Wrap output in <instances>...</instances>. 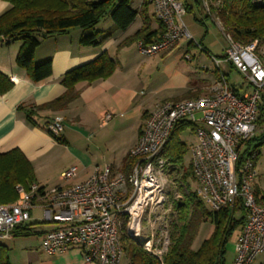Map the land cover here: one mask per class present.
I'll use <instances>...</instances> for the list:
<instances>
[{
  "label": "built area",
  "instance_id": "built-area-1",
  "mask_svg": "<svg viewBox=\"0 0 264 264\" xmlns=\"http://www.w3.org/2000/svg\"><path fill=\"white\" fill-rule=\"evenodd\" d=\"M203 1L209 11L210 0ZM150 2L165 31L158 41L138 40L142 54L168 52L183 39L195 40L183 18L187 8L182 0ZM226 37L225 61L241 75V92L220 72L207 94L159 102L129 151L136 158L129 169L96 165L87 179L77 183L44 187L35 182L29 189L18 184V198L0 203V239L9 238L16 226L29 222L32 210L38 207L43 210L44 222L52 225L42 239V247L50 255L77 248L87 264H122L125 249L121 235L125 233L163 261L171 243L169 222L177 216L175 203L182 200V195L176 194V201L169 202L170 178L181 164L167 157L165 148L175 128L188 124L196 135L190 147L197 185L194 191L212 211L237 204L245 207V223L230 264H253L264 252V201H259L255 192L256 151L250 148L243 153L256 135L259 104L264 98V50L258 40L242 44L230 34ZM183 56L192 59L190 52ZM215 61L220 67L221 60ZM116 115L123 113L105 110L102 124ZM64 120L57 115L47 123L51 136L62 135ZM77 173L78 166L73 164L61 178L71 182ZM185 190L189 192L188 186Z\"/></svg>",
  "mask_w": 264,
  "mask_h": 264
},
{
  "label": "crops",
  "instance_id": "crops-1",
  "mask_svg": "<svg viewBox=\"0 0 264 264\" xmlns=\"http://www.w3.org/2000/svg\"><path fill=\"white\" fill-rule=\"evenodd\" d=\"M182 1L186 5V13L194 11L189 1ZM141 3L137 7H140ZM10 7V2L0 0V15ZM148 13L152 28H157L159 22L152 3L149 5ZM211 15L213 14L208 16ZM195 18L199 19L197 15ZM200 20L204 23L203 19ZM219 24L222 27L220 20ZM141 25L142 19L138 16L126 30L117 29L108 40L99 46L81 45L79 43L81 30L79 29L63 35L45 37L36 49L34 60L39 63L50 58L52 74L41 81H34L26 69L18 65L16 61L22 42L14 40L9 43H0V71L14 83L9 91L0 93V152L19 148L34 166L37 183L41 186L52 187L77 183L87 179L96 165L111 164L114 169H120L130 149H127L129 151L119 163V142L128 139L131 141L129 148H132L139 138L146 117L159 102L166 99H181L207 94L211 85L219 78L220 72L228 75L227 79L229 78L235 90L242 91V84L239 87L230 80L231 67H235L229 61H225L226 52L217 55L218 53L212 51L214 42L205 37L208 29L202 40L197 41L195 36L199 38L201 34L199 35L195 26H192L193 32L187 25L193 38L201 45H197L195 40L183 39L175 47L180 49V54L172 59L168 56L162 58L157 55L140 58L133 56L128 48L132 44L118 49V44L132 35ZM262 48L264 50V45ZM104 51L118 62L116 70L110 77L98 79L92 83L79 82L77 84L79 97L67 108L55 111L41 110L34 115L35 124L28 120L25 109L20 108V105L25 104V107H30L61 96L66 90L60 81L61 77L70 69L89 62ZM185 52H190L192 56V59L188 60L189 63H185L188 66L186 69L188 73L179 69L182 62L180 57ZM207 56L215 63L216 70L209 79V83L200 86L199 81L194 80L189 72L191 70L194 73L195 70L193 58L198 59L199 63H202V60L205 63L209 59L206 58ZM215 58L221 60L220 67ZM203 68L208 67L205 64ZM202 79L205 81L208 77ZM105 110L123 113V116L116 115L103 125L102 115ZM57 115H62L65 119L64 131L61 135L63 142L57 141L46 129L47 123ZM68 120L75 123L71 124ZM73 126L78 129H74ZM84 140H95L96 145L106 140L112 145L118 143V146L111 149V155L103 152L100 155L96 151L90 152L85 149L84 145L77 143V141L83 143ZM97 148L100 149L99 145ZM73 164L78 166V173L71 182H65L61 174ZM31 222L32 219L27 223ZM17 236L19 235L13 232L9 238L0 239V244L4 245L9 252L8 242L19 239ZM32 253L29 264L39 262L40 264H87L82 252L77 248L53 255L48 254L50 257L44 261L40 260V254ZM9 261L11 264H22L14 263L10 255Z\"/></svg>",
  "mask_w": 264,
  "mask_h": 264
},
{
  "label": "trees",
  "instance_id": "trees-1",
  "mask_svg": "<svg viewBox=\"0 0 264 264\" xmlns=\"http://www.w3.org/2000/svg\"><path fill=\"white\" fill-rule=\"evenodd\" d=\"M5 1L10 2L11 7L0 15V43L22 39L16 61L18 65L26 69L34 81L44 80L52 74L50 58L39 63L34 60L36 49L42 41L39 36L45 38L63 35L74 27H79L82 30L79 39L81 45L99 46L104 43L105 39L97 37L95 26L107 15H111L118 30H126L138 16L142 19V25L132 35L120 42L117 46L118 49L138 40H144L146 43L158 41L165 31L164 25L159 20L158 27L152 28L148 13L150 0H143L140 7H134L133 0ZM209 4L210 10L207 16L210 14L217 16L226 34H230L235 41L242 44L258 40L260 48L263 47L264 2L210 0ZM111 35V33L108 34V37ZM117 65L118 62L104 51L89 62L70 69L61 77L60 81L66 87L61 96L30 107H25V104L20 105V108L25 109L28 120L35 124L34 115L37 112L67 108L72 101L79 97L80 93L77 89L79 82L92 83L98 79H106L113 74ZM13 86L12 80L0 71V93L9 91ZM257 124H264V98L259 104ZM185 126L188 124H181L175 128L169 143L178 130ZM55 139L59 142L64 141L62 136ZM169 143L165 148V155L173 162H182L185 151L183 143L171 146ZM263 143L264 133L260 136L256 134L247 142V148L243 155L253 148L258 157L259 147ZM135 161L136 158L130 156L128 152L120 169H129ZM188 177H193L191 165L185 169L181 176V180L187 184L189 192L184 199L175 203L177 216L172 222L171 243L163 261L124 233L121 235V240L125 249L124 256L128 258L129 264H224L226 243L235 231L240 233L245 223L246 209L243 205L237 204L233 208L210 210L197 193L190 189ZM35 182L37 183L34 166L19 148L0 152V203H12L18 198L19 194L16 189L18 184L29 189ZM255 192L259 201H264V193L260 194L256 189ZM208 221L213 224L212 231L199 247L194 248L193 244L201 225ZM32 224H20L14 228L13 232L16 235H29L33 230ZM0 264H11L8 250L2 244H0Z\"/></svg>",
  "mask_w": 264,
  "mask_h": 264
},
{
  "label": "rangeland",
  "instance_id": "rangeland-1",
  "mask_svg": "<svg viewBox=\"0 0 264 264\" xmlns=\"http://www.w3.org/2000/svg\"><path fill=\"white\" fill-rule=\"evenodd\" d=\"M187 1H189V3L193 5L194 11H189L188 13L184 15L183 18L191 31H193L192 26H195L197 28V31H199V35L201 34L199 38L198 36H195V39L197 41H201L203 36L207 33L206 31L208 29V33L205 35V37L207 38V40H212L214 42L213 48H211L212 51L214 53H218L217 55L225 54L226 47L228 46V40H227L224 28H222L221 25L219 24V18L214 15L206 17L208 11H207V8L203 0H198V3H196L197 0H187ZM140 3H141V0H133L132 5L134 7H137ZM196 15L199 19L195 18ZM200 19H203L204 23H202ZM77 29L81 30V28L79 27H74L69 32H74V30H77ZM95 30L98 33L97 37L100 39L104 38L106 41L112 36L111 35L110 37H108V34L110 33L114 34V32L117 29L115 27V23L111 15H107L106 17L102 18L100 22H98V24L95 26ZM39 37L43 41L44 37L43 38L42 36H39ZM15 41L21 43L22 39H16ZM128 48H129V52L133 56H139V58L149 56V55H144L140 52V50L137 47L136 42L132 43V45L129 46ZM164 53H167V54H164ZM179 54H180V49L174 48L171 51L160 52L153 56L157 55V56H161L162 58H165L168 56L169 59H172L173 57H176V55H179ZM206 58L207 59L209 58V59L206 60L205 63L202 60L203 64L199 63L198 59L193 58V61L195 64V70H194V73L191 70L189 72V75H192L194 80L196 79L199 81L200 86H202V84L204 83H209L210 81L209 79L212 78L214 71L216 70V65L213 62V60L210 59L209 56H207ZM180 59L182 60V62L179 65V69L181 71L187 72L186 69L188 66L185 63H189V61L186 60L183 55L182 57H180ZM205 64L207 65L208 68H203V65ZM207 77H208V80L203 81L202 78H207ZM230 80L235 82L236 85L239 87L241 84H243V79L241 75L238 73V71L235 68H232V67H231V73H230ZM68 122L71 124L75 123V122H71V120H68ZM73 127H75L74 129H78L76 128V126H73ZM263 133H264V124L263 125L258 124L256 134L260 136ZM122 141L119 142V146H118V143L112 145L110 141L107 142L106 140H102V142L97 144L99 145L100 149L97 148V145L95 144V140H84L83 143H80L79 141H77V143H79L80 145H84L85 149H88L90 152L96 151L97 154H100V155H102V152L104 154L111 155L112 154L111 149L118 146L119 153H120L119 154L120 155L119 163H120L122 160V157H124L125 154L129 151L127 149H131L129 148L131 145L130 140L124 139ZM195 141H196V135L194 133V130L191 126L188 125V126H185L179 129L178 133H176L175 136H173L172 140L169 143V146L173 144L178 145V144L183 143V146L185 147V151L183 153V161L180 162L181 167L177 172H174V174H172L170 178V183H169L170 187L168 191L170 203H174L176 201V194H181L182 199H184L185 195L187 194V191L185 190L187 184L181 180V176L183 175L185 169L190 165V162H191L190 147ZM259 149H260V154L258 155L256 159L258 177L256 179L255 189L258 190L260 194H263L264 193V143L260 145ZM110 155L108 156L110 157ZM165 174L170 175L167 170L165 171ZM188 184L190 185L191 190H194L197 187L195 179L193 177H188ZM170 218L171 216L169 217V220ZM31 219H32L31 223H33L32 227H34L32 230V233L29 235H19L17 236L19 239L8 242L9 247H10L9 248L10 251L8 252V255L11 256L12 261L14 263L20 262L22 264H29L28 261H29V258L33 255L32 252H37L38 254H40L41 261H44L50 257V255H48V253L42 247V239H43V234H44L42 232L44 230L46 231V230L51 229L52 226L51 224L44 222L42 208H38V207L34 208L32 210ZM169 229L171 231L172 222H169ZM212 229H213V224L211 222L208 221V222L203 223L194 241L193 247H198L201 241L205 239L207 235H209ZM238 235H239V232L235 231L229 238L228 242L226 243V253H225L224 264H230L233 261V258L235 255V242L237 240ZM38 264H40V262ZM122 264H129L127 257L125 256L123 257ZM253 264H264V252L257 255Z\"/></svg>",
  "mask_w": 264,
  "mask_h": 264
}]
</instances>
